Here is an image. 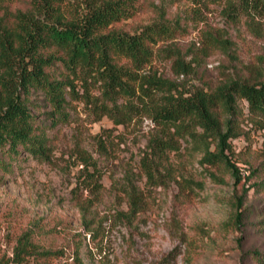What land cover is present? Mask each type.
Returning a JSON list of instances; mask_svg holds the SVG:
<instances>
[{
	"label": "rangeland",
	"instance_id": "1",
	"mask_svg": "<svg viewBox=\"0 0 264 264\" xmlns=\"http://www.w3.org/2000/svg\"><path fill=\"white\" fill-rule=\"evenodd\" d=\"M110 1L117 0H52L48 21L78 23ZM130 1L131 17L106 32L169 26L173 36L153 47L146 71L169 83L172 94L264 82V7L250 16L244 0L199 7L188 0ZM30 18L44 19L32 0H0V42L21 47ZM17 68V61L8 67L0 60V78ZM21 96L48 158L0 153L11 164L10 173L0 166V264H13V250L27 234L38 251L51 253L37 264H257L253 254L264 256V118L251 115L244 101L236 99L233 114L218 108L221 132L230 133L227 160L210 166L202 159L217 151V140L186 135L158 156L151 142L160 130L147 116L114 126L72 100L65 118L53 122L41 92ZM92 173L96 191L88 187Z\"/></svg>",
	"mask_w": 264,
	"mask_h": 264
},
{
	"label": "trees",
	"instance_id": "2",
	"mask_svg": "<svg viewBox=\"0 0 264 264\" xmlns=\"http://www.w3.org/2000/svg\"><path fill=\"white\" fill-rule=\"evenodd\" d=\"M32 1L44 19L30 18L23 24L22 46L18 49L12 47L9 39L0 42L2 63L11 67L18 62V72L11 78H0V153L9 159L15 160L22 154L48 158L46 139L36 135L35 120L21 96L29 95L32 90L43 94L53 122L65 118L64 110L72 100L91 106L98 118L106 117L114 126H126L143 115L149 117L160 130V135L151 142L158 156L174 151L175 140L186 135L217 140V151H207L202 159V164L210 166L227 160L224 152L230 133L221 132L218 108L233 114L234 103L240 99L251 115L264 118V82L231 81L227 87L211 94L199 92L185 96L172 94L169 83L147 73L153 47L158 41L173 36L174 31L169 26L156 24L134 35L106 32L113 24L131 17L132 1H110L80 22L64 26L48 21L55 10L52 0ZM188 1L199 7L218 0ZM244 4L251 16L264 7V0H244ZM56 66L62 71L55 76L48 70ZM196 128L201 130L200 134ZM0 166L10 173L11 164L1 157ZM231 169L235 183H239L240 173L233 166ZM96 178L93 173L87 178L88 187L95 191L99 188ZM236 209V222L241 223L244 213L240 198ZM50 255L38 251L27 234L14 248L12 263L37 264ZM252 259L264 264V256L257 253Z\"/></svg>",
	"mask_w": 264,
	"mask_h": 264
}]
</instances>
